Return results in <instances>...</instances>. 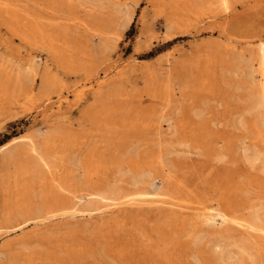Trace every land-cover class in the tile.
<instances>
[{
    "label": "rangeland",
    "instance_id": "1",
    "mask_svg": "<svg viewBox=\"0 0 264 264\" xmlns=\"http://www.w3.org/2000/svg\"><path fill=\"white\" fill-rule=\"evenodd\" d=\"M261 73L264 0H0V252L32 248L28 261L0 264H49L53 252L64 255L58 264H222V250L233 264L235 247L194 248L183 236L208 210L224 215L211 232L246 243L244 264H264V231L248 228L264 214V169L242 158L264 150L252 110ZM47 136L45 149L90 155L100 190L118 183L128 197L99 196L90 215L69 204L43 223L4 221L3 153ZM130 172L149 174L154 188L131 187ZM57 231L70 232L60 251L43 238Z\"/></svg>",
    "mask_w": 264,
    "mask_h": 264
},
{
    "label": "bare ground",
    "instance_id": "2",
    "mask_svg": "<svg viewBox=\"0 0 264 264\" xmlns=\"http://www.w3.org/2000/svg\"><path fill=\"white\" fill-rule=\"evenodd\" d=\"M44 25H45V23H44ZM169 25H170L169 26L170 29H173L176 26V22L174 20H171ZM260 75L264 79V75L262 73ZM252 110H253V113L259 112L262 115V118L264 120V98H262V100H256L253 104ZM201 111H203V110H201ZM193 113H195V112L193 111ZM195 115H196V113H195ZM200 116H201V114H200ZM203 116H204V113H203ZM257 116H258V114H257ZM241 123H242V121H241ZM262 139H261V141L258 140V142L259 141L262 142ZM39 140H41L40 143H38ZM50 144H51L50 138L47 136L46 138H43V139L37 138L36 141L33 143L34 146L30 147V149H28L27 151H21V152L15 151V152H13L14 150H9V151L3 153L2 158H1V178H2V184H3V192H4V194L5 193L7 194V197L9 196V199H7L5 204H4V212H3L4 221H7V222H9L11 220H14L17 222L20 221L19 225L17 227L26 225V224L31 223V222L43 223L44 221L48 220L51 216H53V214L64 209L69 204H71L73 206H80V207L87 208L86 212L88 213V215H90V207L95 208V205H93V204H95V202L98 201L99 196H101L104 199L106 198V200L110 199V200H112V202L114 200H119V199L122 200V199H125L128 197L126 192H123L121 189L116 188L115 185H117L118 183H115V181H113V183H115V184H112V188L110 189V191H108V190L101 191L100 190V188H101L100 180H99V177H100L99 174L100 173H99L98 169H95V170H94V168L92 169V166L90 164V155L81 158L78 154H76L74 151L68 149L65 145L61 146L60 152L48 151V149H45V148H49ZM222 148H221V150H222ZM117 150H118V148H117ZM247 152L248 153L243 154V157H242L243 161H245L246 164L248 163V165H250V166H254L255 163L260 162L262 168L264 169V150L262 148L261 149L260 148H253L252 150H247ZM154 156L156 157V155H154ZM217 157H218V160L224 159L225 154L220 151V153L217 154ZM162 163H161V165H162ZM153 164H155L154 161L151 162V165H153ZM147 166H148V163H147ZM10 167L13 168L12 172H9ZM60 167H63L62 173L56 174L55 171ZM144 167H145V165H144ZM161 169H162V167L161 168L158 167V171L160 172L159 173L160 176H162ZM76 170H80L83 173V174H81L82 176H80V177H82L80 190L76 187L77 185L75 186L73 183V173ZM130 173H132L131 182L129 183L131 187H137V186L141 185L142 187L146 186L148 188H152V189L154 188L153 187L154 186V183H153L154 178L153 177L149 178L148 177L149 174H147L145 172H140V173L130 172ZM150 174H151V172H150ZM117 177H119V176H117ZM167 178L170 179L171 177L165 176L164 178L160 177V179H159V180H161V184L163 185V188H164L163 190H168L165 188V185H167L169 183ZM75 180H77V179H75ZM118 180H119L118 182H121L120 178ZM77 182H79V180ZM173 186L174 185H172V187ZM9 188H13L12 191H10ZM167 188H170V187H167ZM105 193L108 194V197H104ZM156 194H158V193H156ZM160 194L161 193H159V195ZM162 202L165 203V201H162ZM258 203H260V202H258ZM225 207H226V205H225ZM237 208H238V206H237ZM263 208H264V206H263ZM233 211H234V209H233ZM212 212L213 211H211V210H208L207 212L204 211V214L201 216V218H203V220L201 221L200 229H196L195 226L192 227L190 225L192 228L190 230H187V232L184 231L185 234L183 233V236L187 237V239H190V242L192 243V245L196 246L194 248H197V246H199L200 243H202V242H204L205 245H208L214 249H221L222 245H225L228 247L233 246V248L235 247L237 250L235 253L233 264H244V262H245L244 254H246V252H245L246 243L244 241H242V239L241 240L240 239L235 240L233 237L229 236L228 234H225V232L224 233H220V232L216 233V231L211 232L209 230V228H212L214 219L216 217H221L222 222L224 220V215H221L219 212H218L219 214L218 213L213 214ZM196 213H197V211H196ZM252 213H254V212H252ZM62 217H63V215H62ZM163 218L166 219L167 217L165 216ZM188 218H187V220H188ZM199 218H200V216H199ZM187 220H186V222L188 223L189 220L188 221ZM193 220L194 219H192V221ZM228 220H229V218H228ZM263 221H264V214H260L259 210H256L254 213V216L252 217V223L248 222V228H250L251 230L257 229V231L262 232V231H264V227L260 228L259 226L264 225ZM161 222L164 223V221L160 220V223ZM159 224L157 223V225H159ZM192 224H193V222H192ZM218 225H219V223H218ZM240 225H242V224H240ZM169 226L170 225H168V227ZM185 226H187V224ZM219 226H221V225H219ZM149 227H150V225H149ZM160 227H162V226H160ZM62 232L61 231H57L56 233L50 232L45 237H43L50 245H52V247H54L55 251H60L64 247V245L65 244L67 245V243H68V241L66 239H67L70 232H68V234H66V233L62 234ZM64 232H67V231H64ZM154 232H155V229H154ZM157 232H159V231H157ZM159 235H161V234H159ZM60 236L64 237L63 242H62V239L59 238ZM163 236H165V234ZM180 236H182V235H180ZM6 238H7V236H6ZM141 238H143V237H141ZM259 238H260V236H259ZM163 239H166V236ZM178 239H180V237L177 238L176 241ZM251 240H253V238ZM174 241L175 240H173V242ZM28 242L29 241H26V242L22 241L14 248L12 247L11 244L7 245V248L4 247L5 250L3 252H0V256H2L3 260L6 262L18 263V262L28 261V259L30 258L28 256V254H30V252L32 250V248L29 246ZM173 242H172V244H173ZM34 243H37V242H33V244ZM187 246H186V248H187ZM261 246H262V244H261ZM117 248H119V247H117ZM163 249H166V248L162 247V250ZM226 249H228V248H226ZM162 250H160V251H162ZM232 251H233V249H232ZM248 251L251 252L250 250H248ZM72 252H74V250H72ZM211 252H212V250H211ZM224 252H227V251L222 250L218 254L219 261H221L222 264L224 263L223 262ZM69 253L65 252V254L70 256ZM160 253L158 252V254H160ZM230 253L231 252H228L227 255L224 256L225 257L224 260L229 261L230 258L227 256H229ZM89 254H90V252H89ZM115 254H117V253H115ZM195 254H197V253H195ZM202 255H204V254H202ZM232 255L233 254L231 253V256ZM73 256H76V254L73 253ZM47 257L48 258L50 257V259L52 260V262H50L49 264H58V260L62 258L61 255L58 254V252H53L51 255L49 253V256H47ZM195 258H196V256H195ZM213 259H214V257H213ZM194 260H197V259H194ZM230 263H232V262H230ZM109 264H110V262H109ZM227 264H229V263H227Z\"/></svg>",
    "mask_w": 264,
    "mask_h": 264
},
{
    "label": "trees",
    "instance_id": "3",
    "mask_svg": "<svg viewBox=\"0 0 264 264\" xmlns=\"http://www.w3.org/2000/svg\"><path fill=\"white\" fill-rule=\"evenodd\" d=\"M5 142H6V141H2V142L0 143V145H3Z\"/></svg>",
    "mask_w": 264,
    "mask_h": 264
}]
</instances>
